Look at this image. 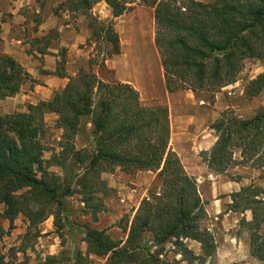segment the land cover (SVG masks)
<instances>
[{
	"label": "trees",
	"instance_id": "trees-1",
	"mask_svg": "<svg viewBox=\"0 0 264 264\" xmlns=\"http://www.w3.org/2000/svg\"><path fill=\"white\" fill-rule=\"evenodd\" d=\"M137 0H66L67 10L84 15L91 29L89 41L107 46L104 63L120 53V38L111 22L100 21L93 7L105 2L118 17L132 9ZM154 8L155 43L161 56L168 92H193L227 86L236 81L247 59H264V0H142ZM1 23V21H0ZM1 25V24H0ZM39 41V39L37 40ZM51 40H48L47 45ZM46 48L38 52L46 54ZM65 54V53H64ZM54 71L44 74L66 77L65 57ZM66 86L48 101L30 104L28 111L3 114L0 111V205L10 229L19 215L28 228L54 217L56 229L64 228V200L79 193L86 209L96 218L105 209L104 197L112 188L102 178L120 168L126 174L157 173L158 190H150L124 228L127 238L114 240L105 230L88 227L87 251L73 252L71 264H91L90 255L106 257L104 264H165L153 246L171 243L188 264H210L217 252L216 239L205 225L207 211L197 180L189 174L180 156L169 147L171 124L165 105L142 104L139 91L126 82H106L93 69L81 67L69 76ZM31 74L12 56L0 53V101L15 96ZM264 89V73L247 86L248 97ZM58 116L62 130L60 150L44 143L45 116ZM87 117L92 124L93 149H77L75 139ZM217 140L202 154L209 170L224 174L239 150L244 166L262 171L264 177V106L249 118L225 110L211 125ZM59 167L62 175L51 168ZM229 207L250 210L252 219L240 226L250 230L251 256L264 261V187L243 186L231 195ZM5 232L0 226V234ZM196 240L202 253L196 254L185 242ZM55 255L46 264H61ZM0 264H10L0 253ZM25 264V263H24ZM69 264V263H67Z\"/></svg>",
	"mask_w": 264,
	"mask_h": 264
},
{
	"label": "rangeland",
	"instance_id": "rangeland-1",
	"mask_svg": "<svg viewBox=\"0 0 264 264\" xmlns=\"http://www.w3.org/2000/svg\"><path fill=\"white\" fill-rule=\"evenodd\" d=\"M47 1L33 0L32 8L27 9L26 12L28 19L23 24L26 28L23 39L30 54H33L38 48H46L48 40L52 41L54 38L57 39L59 37L60 32L57 29H52L45 35L36 34L39 25L43 22V10L48 3ZM65 1L53 0L51 3L52 12L66 23H69L71 28L73 27L77 30L80 29L78 21L83 19V27L89 30L87 39L83 44H80L82 56L78 58L77 62L74 61L76 57H71L65 47H60V55L62 56L65 53V68L68 66L67 62L71 61L72 67L77 73L79 68H87L90 60H92L93 69L102 80L131 84L139 91L142 104L147 106L165 105L169 109V105H174L175 103L180 105L184 101L186 104L190 100H196L197 104L202 107L200 111L188 105L182 109L185 111L195 109L199 112L202 122L210 126L207 127L210 130V133L206 134L207 140L212 138L210 134H216L212 130L211 125L220 117L223 111L230 110L239 118H249L259 108L264 106V89L255 97H248L246 94L247 86L251 80L264 73V59L245 60L244 67L237 76L236 81L227 86L202 90L200 91L201 93H195L188 89L168 92L165 85L161 56L155 43L156 24L153 7L146 6L142 0H137L132 4V9L124 13L125 15L122 14L123 17L121 18V15L118 16L119 18L108 14L105 15L106 10L101 5L93 7L92 13L104 23L111 22L120 38V53L109 56L103 63L102 59L106 54L107 46L103 43L98 44L94 41H89L91 29L87 18L84 15L77 16L72 12L70 13L66 5H64ZM38 39L39 41H37ZM34 55L37 56V54ZM61 56H59L58 60L62 59ZM43 71L42 74H44ZM33 82L42 83V80L36 79ZM19 100L21 99H18L17 103ZM9 102L4 101V105L0 107L1 113L20 112L17 110L9 111ZM57 118L56 114H47L45 116L46 131L43 139L44 143L50 148L45 152V158L47 159L50 158L53 150H60L59 144L62 141V130L57 126ZM88 120L87 117L83 118L81 129L75 139V145L77 149L91 151L94 146V135L92 133V124ZM178 124V129L182 131L188 129L187 119L182 118ZM178 143L182 144V153L188 168L196 170L201 177H207L208 174L200 169V165L204 161L202 154L205 151H200L199 154L194 155L192 154L194 151H190V148L185 146L184 139H179ZM240 160V152L236 149L234 162L228 167V170L224 174H216L214 172L212 174L222 176L226 181H238L246 178L248 179V185L254 184L264 187L262 171L244 166L240 163ZM51 169L62 175L59 167H52ZM188 173L190 174V172ZM102 178L107 181L112 191L104 197L105 209L98 213L96 218L86 209L81 201L80 194L74 193L64 200L65 206L62 212L64 228L61 230L56 229L53 216L31 229L28 228V220L23 215H19L15 219L14 227L11 229L10 222L5 221L7 222V228L4 229L5 232L2 235L0 234V253L5 256L6 261H9L10 264H46V258L50 255H55L62 261L61 264H71L72 261H68L72 259L75 250L81 249L84 253L87 251L85 236L88 227L105 230L114 240L125 242L127 232H125L124 228L127 220L133 218L142 199L149 195L150 190H158L160 188L161 179L157 173L151 171H138L134 174H126L120 168H116L113 172L103 173ZM3 212L4 206L0 205V222L4 218ZM239 216L240 221L242 218L247 219V217L252 219V212L246 210ZM208 224L210 223L204 221L206 227ZM239 230L240 233L246 232L250 240L251 232L247 226H240ZM262 233H264V224L262 225ZM145 240L151 252L161 251L162 254L159 257L165 264H188L177 253V247L171 243L155 247L151 242V234L149 233H146ZM229 247L228 250H225L224 257H222V264H250L248 262L250 258L245 259V246H241L237 252H234V246ZM190 248L196 254L202 253L201 248L200 251H196L195 248H198L197 246ZM90 261L91 264H104L106 257L91 254ZM208 263L218 264V260L213 257L208 259ZM255 264L259 263L255 262Z\"/></svg>",
	"mask_w": 264,
	"mask_h": 264
},
{
	"label": "crops",
	"instance_id": "crops-1",
	"mask_svg": "<svg viewBox=\"0 0 264 264\" xmlns=\"http://www.w3.org/2000/svg\"><path fill=\"white\" fill-rule=\"evenodd\" d=\"M32 1L33 0H0V53L7 54L15 58L31 74L33 80H42V83H34L30 79L22 85L20 91L15 96L7 97L1 100L0 107L4 105L3 103L5 100L8 102L10 101L9 111L17 110L20 112H26L28 111V106L30 104H37L39 101H48L53 97L56 91L63 89L69 81L68 77L76 75V70L72 67L71 61L67 62L68 66L65 68L67 74L66 77L52 74H42V71H54L56 69L60 47H65L71 57H76L74 61L77 62L78 58L82 56L80 44H83L89 35V30L83 27V19L78 21L79 30L73 27L71 28L69 23H66L63 19H60L52 12L51 3L53 0H48V3L43 10V22L39 25L36 34L45 35L50 30L57 29L60 32L59 37L57 39L54 38L49 43L47 48L48 53L41 54L36 50L33 54L28 53L27 44L23 39V35H25L26 30L23 24L28 19L26 12L27 9L32 8ZM197 1L210 2L213 0ZM96 5H101L106 10L105 15L108 14L113 16L112 9L107 5V3L99 2ZM123 15H121L120 18L123 17ZM34 54H37V56ZM195 93L201 92L197 91ZM18 99L21 100L17 103ZM186 105L196 108L199 111L202 108L197 104L196 100H190L186 102V104L184 101L180 105L176 103L174 105H169V117L171 124L169 147L180 156L186 170L197 179L198 189L203 201L205 202V208L207 211V219L205 221L210 223L207 228L213 232L216 239L217 252L215 257L218 260V264L223 263L222 257L225 255V250L230 248L229 246H234V252H237L241 246H245V259L249 257L250 261L248 260V262H250V264H255V262L264 264V261H260L251 256L249 248L250 240L246 232H239V214L241 215L242 212L239 213V211L229 207V204L233 202L231 194L234 191L238 192L243 186L248 185V179L242 178L238 181H226L222 176H215L212 174L204 161H202L200 169L205 171L204 173H207L208 176L201 177V175L197 174L196 170H191L186 164V159L182 153V144L178 143L179 139H184L185 146H188L190 151H194L192 152L194 155L199 154L200 151H209L217 140L216 134H210L212 135V138L210 140L206 139V134L210 133V130H208L207 127L210 126H207L202 122L197 110H183L182 108ZM182 118L188 120V129L185 131L178 129V123L181 122ZM2 219L3 220L0 222V225L6 229L7 222L5 221L9 222V220L6 218ZM250 219V217H247V220ZM185 242L190 247L197 246L198 248H195L196 251H200L201 244L196 240L187 239Z\"/></svg>",
	"mask_w": 264,
	"mask_h": 264
}]
</instances>
